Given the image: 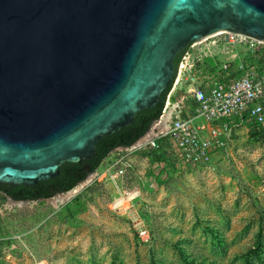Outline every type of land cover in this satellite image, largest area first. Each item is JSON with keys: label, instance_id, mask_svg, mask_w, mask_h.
I'll use <instances>...</instances> for the list:
<instances>
[{"label": "water", "instance_id": "obj_1", "mask_svg": "<svg viewBox=\"0 0 264 264\" xmlns=\"http://www.w3.org/2000/svg\"><path fill=\"white\" fill-rule=\"evenodd\" d=\"M217 34L264 43V0H0V184L91 161Z\"/></svg>", "mask_w": 264, "mask_h": 264}, {"label": "rangeland", "instance_id": "obj_2", "mask_svg": "<svg viewBox=\"0 0 264 264\" xmlns=\"http://www.w3.org/2000/svg\"><path fill=\"white\" fill-rule=\"evenodd\" d=\"M204 46L184 63L192 69L178 65L171 96H188L214 66L259 73L244 47L210 58ZM255 133L237 128L209 164H185L168 140L115 151L69 193L0 202V264H264V125ZM124 157L131 167L118 177Z\"/></svg>", "mask_w": 264, "mask_h": 264}, {"label": "built area", "instance_id": "obj_3", "mask_svg": "<svg viewBox=\"0 0 264 264\" xmlns=\"http://www.w3.org/2000/svg\"><path fill=\"white\" fill-rule=\"evenodd\" d=\"M208 42V43H207ZM205 45L203 52L210 58L218 55L216 50L244 47L264 58V43L235 34H217L199 43L191 44L180 62V69H192L188 65L192 51ZM214 75L201 84L192 85L188 96H171L169 91L158 120L146 134L131 147L116 152L133 155L146 149H155L160 141L168 140L188 165L209 164L213 156L228 149L237 128L247 125L251 130L264 125V69L259 73L245 70L242 65L214 66ZM239 71H243L239 74ZM173 97V98H172ZM173 99V100H172ZM191 102V105H188ZM117 165L130 168L128 160L121 158ZM69 193V192H68ZM146 236L145 231L139 233Z\"/></svg>", "mask_w": 264, "mask_h": 264}, {"label": "trees", "instance_id": "obj_4", "mask_svg": "<svg viewBox=\"0 0 264 264\" xmlns=\"http://www.w3.org/2000/svg\"><path fill=\"white\" fill-rule=\"evenodd\" d=\"M186 51L176 57L174 61L175 72ZM255 58L261 65L260 69H263L264 58H260L258 55H256ZM171 86L172 84L162 93V102L154 108L138 113L131 126L110 136L102 137L96 146L95 155L91 161H83L80 164L66 163L61 166L59 175L56 178L48 181H41L34 187H12L7 184H0V202H4L6 199H10L13 202L44 201L75 189L78 185L83 183L88 176L94 174L111 153L119 149L131 147L146 134L150 126L158 120L161 115ZM255 131L256 129L254 130V134H256ZM257 134L259 136L263 135L260 131Z\"/></svg>", "mask_w": 264, "mask_h": 264}, {"label": "flooded vegetation", "instance_id": "obj_5", "mask_svg": "<svg viewBox=\"0 0 264 264\" xmlns=\"http://www.w3.org/2000/svg\"><path fill=\"white\" fill-rule=\"evenodd\" d=\"M176 73H177V70H176V72H175V77H176Z\"/></svg>", "mask_w": 264, "mask_h": 264}]
</instances>
